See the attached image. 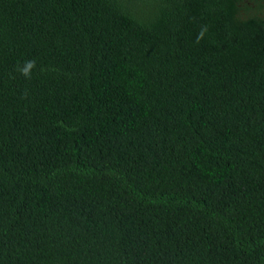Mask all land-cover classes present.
<instances>
[{"label": "trees", "instance_id": "1", "mask_svg": "<svg viewBox=\"0 0 264 264\" xmlns=\"http://www.w3.org/2000/svg\"><path fill=\"white\" fill-rule=\"evenodd\" d=\"M0 264H264V0H0Z\"/></svg>", "mask_w": 264, "mask_h": 264}, {"label": "clouds", "instance_id": "2", "mask_svg": "<svg viewBox=\"0 0 264 264\" xmlns=\"http://www.w3.org/2000/svg\"><path fill=\"white\" fill-rule=\"evenodd\" d=\"M200 37H198L199 39ZM36 63L34 60H29L25 62V66L21 69L23 75L30 78L31 70L35 68Z\"/></svg>", "mask_w": 264, "mask_h": 264}, {"label": "rangeland", "instance_id": "3", "mask_svg": "<svg viewBox=\"0 0 264 264\" xmlns=\"http://www.w3.org/2000/svg\"><path fill=\"white\" fill-rule=\"evenodd\" d=\"M247 5H248L251 9H254V7H255V4H254V3H251V2H247Z\"/></svg>", "mask_w": 264, "mask_h": 264}]
</instances>
